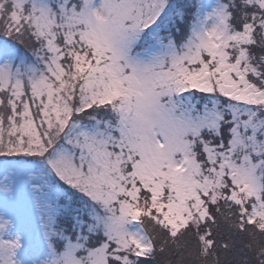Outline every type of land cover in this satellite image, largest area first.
I'll use <instances>...</instances> for the list:
<instances>
[{
	"label": "snow or ice",
	"instance_id": "obj_1",
	"mask_svg": "<svg viewBox=\"0 0 264 264\" xmlns=\"http://www.w3.org/2000/svg\"><path fill=\"white\" fill-rule=\"evenodd\" d=\"M0 264H264V0H0Z\"/></svg>",
	"mask_w": 264,
	"mask_h": 264
}]
</instances>
